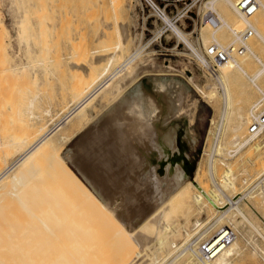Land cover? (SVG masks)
I'll list each match as a JSON object with an SVG mask.
<instances>
[{
  "label": "bare ground",
  "instance_id": "bare-ground-1",
  "mask_svg": "<svg viewBox=\"0 0 264 264\" xmlns=\"http://www.w3.org/2000/svg\"><path fill=\"white\" fill-rule=\"evenodd\" d=\"M111 1L113 5L114 1L121 3L120 0ZM149 1L157 6L153 0ZM220 1L207 0L204 3L205 8L211 9L209 12L213 11L222 18V23L208 35L207 27L211 22L205 18L201 37L206 45L212 42L226 45L227 39L231 40L230 43L240 42L235 33L240 26L220 14ZM225 1L231 6L232 19L239 20L244 26L249 23L253 33L264 41V35L258 29L260 14L264 13V0H259L257 9L247 17L237 9L236 0ZM12 2L20 13L17 23L12 25L15 44L10 40L7 44L12 59L9 69L19 74L25 72L37 80L40 61L34 57L37 53L33 47L36 44L34 26L38 24L39 14L46 16L44 14L54 0ZM68 3L73 9V20L89 23L105 0H68ZM160 11L165 28L175 35L176 41L184 40L191 54L202 58L203 51L193 45L189 32H184L175 20ZM106 19L98 21L104 27L101 33L98 32L96 40L99 43L98 39H104L110 32H106L110 21ZM224 27L228 30L223 31ZM4 31L8 36L5 26ZM162 31L159 28L157 35ZM111 43L104 47L100 45V54L86 41L74 43L70 52L63 55L64 60L70 61L69 70L80 71L71 87L74 94L70 89L71 102L56 113L54 117L57 118L50 125H35L28 134L19 133L11 138L15 154L11 158L5 156L0 165V198L10 197L0 201H10L11 197L15 201H10L11 211L0 207V264H235L243 256L245 246L241 242L251 247L253 256L257 254L264 259V141L257 138V133L247 131L252 104L237 107L234 95L237 86L243 95H249L254 88L260 96L264 94V85H261L264 78H260L264 75V61L260 59L259 48L246 39L245 50L236 53L232 60L219 64V72L214 76L220 84L223 99L222 137L219 135L206 170L200 172V168L191 180L186 177L177 156L180 137L184 145L191 146L187 83L173 73H166L170 70L169 64L144 61L137 65L141 49L136 46L127 51L129 43L125 25H115ZM253 59L258 60L260 67L250 74L247 66ZM143 76L147 78L141 80ZM117 78L118 83H113ZM188 78L191 80L192 76ZM111 84L115 85L107 90L111 93L109 104L103 105L105 108L99 112L102 119L97 127L98 131L109 127L117 137L126 156V166L116 168L108 163L102 178L77 154L73 161L79 165L92 188L70 168L66 157L63 158L62 147L70 130L74 131L87 118L86 107ZM134 87L136 90L131 95L129 90ZM197 88L206 99L219 100L218 87ZM31 114L38 116L33 111ZM125 117L129 119L125 120ZM230 132L235 134L236 140L231 142L234 148L226 151L224 141ZM246 147L250 150L244 151ZM111 160L115 163L114 158ZM24 171L26 176L19 180ZM45 172L56 176L60 186L64 184L62 189L58 184L55 186L64 190L66 198L82 199L88 213L82 221L86 222L84 226L77 217L54 213L53 200L60 205H67L71 200L55 198L51 190L54 185L46 184ZM254 188L259 195L253 201L251 189ZM78 190L81 195L78 194L77 198ZM47 196L53 199L52 202L49 203L51 200ZM104 225L101 231L104 229L102 233L106 235L108 232L106 238L100 235L99 229Z\"/></svg>",
  "mask_w": 264,
  "mask_h": 264
},
{
  "label": "rangeland",
  "instance_id": "rangeland-1",
  "mask_svg": "<svg viewBox=\"0 0 264 264\" xmlns=\"http://www.w3.org/2000/svg\"><path fill=\"white\" fill-rule=\"evenodd\" d=\"M39 1L41 2V0ZM153 1L160 8V10L164 11L169 17L175 20L176 23H178L182 28V30H184V32H189L188 37L194 46L199 45L202 49L203 47L208 46V44L206 45L203 38L201 37L202 25L205 24L204 13L207 12V10H211L204 7V3L207 0ZM110 2L113 3L111 0H105V3L103 4L101 10H99V12L97 10L95 12V15L91 16V23H87L88 21H82L81 23H78L77 21L73 20V9L71 10L69 8L68 0H54L53 5L50 6V10H46V13L44 14L46 16L39 14L40 19L38 20V24L34 26V30L36 31V44H34L33 47L37 51L34 57L35 59H38L40 61V66L39 71L36 74L38 75L36 77L37 80H34V78L30 77L25 72L19 74L9 69L12 64V59L10 58L11 56L9 54V48L7 44L9 43V40L13 45L15 44L14 27H12V25L14 26V24L17 23L19 16L18 13L20 12H18V8L14 5L12 0H0V165L3 162V158H5V156H10L9 158H11V156L15 154L11 138H13L14 136L16 137L17 135H19V133L28 134L31 131H29V129H33L35 125L44 123L50 125L51 122H53L57 118L54 117L57 115L56 113L62 111L65 106L71 102L70 98H72L73 96L72 93L74 94L71 87H73L72 84L79 78L80 71L74 72V69L69 70L68 65L70 64V61H67L68 59L64 60L65 57L63 58V55L66 54L65 52H70L69 50L74 43L77 44L79 43V41L83 40L88 42L89 47L92 50L97 49L95 51L100 54V45L104 47L106 45L109 46L112 44L111 42L114 39L115 25L123 24L126 26L128 34L129 45L127 43V51L134 50L136 46L140 47L141 49V54L137 58V65H140L141 63L143 64L144 61H150L158 65L169 64L170 70H167V72H165L168 74H175L178 78L184 80L189 87L187 92V121L191 146L184 145L180 137V150L177 156L180 158L179 161H181L180 163H182L186 177L188 179L194 180L195 175L197 174L196 171H198L200 168H204V170L200 169V172L206 170V167L209 165L208 163H210L211 159L213 158L212 154L218 143V140L220 139V137H222L220 129H222L223 127V120H221L223 99L220 97V84L215 76L209 75L208 73L204 72L194 62V60L191 59L192 54L187 47L188 45L186 44V46L184 44V40L176 41L175 35L169 29L165 28V23L161 15L159 14L160 11L153 4H151L149 0H120L121 3L118 2L119 4L114 1V5ZM116 4L119 6H117ZM115 6H117L118 8ZM106 7L108 8L107 10ZM218 9L220 14L227 21H230V23L238 24V26H240V29L244 27V25H241L239 23V20L234 21L232 19L231 6L225 0L220 1V3L218 4ZM214 14L217 15L216 13ZM107 17L108 19H106ZM217 17L220 19V22L216 25L211 23L208 24V31L206 33L207 35L209 34V32H211V30L222 23V18L218 15ZM260 17L261 18L258 22V29L264 35V13L260 14ZM101 19H106L107 22L108 20H110L109 24L105 22L108 24L106 32H110L106 34L107 37L104 38L105 40L102 39L105 42L101 39H98L101 43L100 44L96 39L98 38V32L101 33L103 30L101 29L103 25L101 24V22H98ZM94 20L96 21V23ZM48 24L52 25L48 26ZM109 25L111 26V28L109 27ZM4 26L8 31V36H6L5 34ZM159 28L163 29V31L161 34L157 35V30ZM227 30L228 28H223V31ZM227 40H225L224 42H227V44H229L231 40ZM247 40L252 42L254 45H256V47L259 48L258 53L260 59L264 61V41L259 39L254 33L250 37H248ZM142 45L145 46L143 47ZM100 52L102 51L100 50ZM94 53L92 52V54ZM95 55L93 56L95 57ZM83 57L85 58V56ZM81 61L83 62L84 59H82ZM259 67L260 63L258 62V60L253 59L252 63L247 66V69L250 74H253L259 69ZM189 75L192 76L191 80H189L188 78ZM146 76H143L141 80L147 78ZM263 76L260 78H264ZM121 77L122 76H120L119 78ZM30 78H32V80ZM119 78L115 80L117 82L113 83H118ZM262 80L263 81L261 83L263 84L261 85L263 86L264 79ZM34 81H36V83ZM115 84H111L110 88L103 90L86 107L87 118L79 124V126H82H78V129L76 128L74 129V131L70 130V139L68 138L67 142H65L62 147L63 158L66 157L64 159L66 160L70 168L75 171L80 177H82V179L88 185H90V183L86 180L84 173L81 171L79 165L76 164L75 161H73L75 159L74 156H77V154L81 156L82 160L88 166L95 170L100 176L102 175V178L105 174L104 170L108 168V163L109 166L111 164H114L116 168L126 166V156L123 153L124 150L122 149L117 137H115L111 133L109 127H106L105 129L100 131H98L99 128L97 127V125H99L98 123L100 119H102L98 116V114L100 115L103 109L109 104L108 97H111V93L109 94V91L107 92V90H111ZM209 86H215L219 88H217L219 92L218 101H210L206 99V97L201 95L197 88L199 87L201 89H209ZM70 89L72 90V93H70ZM135 90L136 88L134 87L133 89L129 90V93H131L132 95L133 91ZM234 92H236L234 93V95L236 94L235 105L237 107H248L249 104H252L253 101L261 95L256 88H254V90L250 92L249 95H243L242 89L238 88V86L237 89H234ZM33 97H35V99H32ZM104 97L106 98L104 99ZM100 98L102 101L99 100ZM31 99L34 100L32 101L34 102V104L30 107V105H32ZM103 105H105V107ZM32 111L35 114H38L37 118L31 114ZM88 116L90 117V119ZM88 119L90 122L88 121ZM128 119L129 118L125 117V120ZM32 125L33 127L31 128ZM105 125L107 126V124ZM84 126H86V128ZM77 131L78 133H76ZM73 133L76 134L73 135ZM234 136L235 134L231 132L227 134L224 141L227 147L226 151L232 149L233 145L231 144V142L232 140H236ZM257 138L263 139L264 141V132L258 135ZM248 149L250 150V148L246 147L243 150L247 151ZM262 149L264 155V146L262 147ZM111 158L115 159V163L111 160ZM104 164L107 165L104 166ZM43 167L45 168V166ZM45 173L47 175L46 184H48L50 187L54 185L51 190L53 189L55 198L58 200H60L61 198H63V200H71L67 205H60L54 203V200L51 199V197L47 196L48 199L51 200L49 201V203L53 200L52 203L54 213L68 217H77V221L81 222V225L84 223L82 225L84 226L86 222L82 223V221L86 219V215L88 213L87 207L84 205L82 199L78 200L74 199V197L72 199L70 198V196H68L69 198H66L63 195L64 190H62L63 192L61 191V187L63 185L64 188V184L60 186V184H58L59 180L58 178H56V176L52 177L49 172ZM26 174L27 172L25 171L21 172L19 175V180L24 178ZM202 174L204 177V172L201 173V175ZM55 178L57 180H53ZM56 184H58L61 189H57L58 186ZM90 186L93 188L92 185ZM54 187H56V190H54ZM75 193H77V191ZM251 193V196L253 197L252 200L254 201L255 199H257L256 197L259 195V192L257 188H254L253 190L251 189ZM78 194L81 195L80 191L76 194L77 198ZM9 197L4 196L0 199H9ZM13 200L15 201V199L11 197L10 201ZM10 201L5 200L3 203L0 201V207L7 211H11L12 203ZM105 202L107 205H109V201L107 199H105ZM102 227H105V225L99 227L101 232L100 235L103 234L102 232L104 229L101 231ZM107 229H109V227ZM77 230H79V228ZM71 231L73 230L71 229ZM106 231L107 230H105V232ZM106 233L107 235L105 233L103 234L104 238L108 236V232ZM257 239L260 240V237L258 235ZM241 243L243 246H245L243 247V256L239 258L235 262V264H264V259L261 256L257 254L254 255L255 257L253 256V250L251 249V247H249V245L245 244L244 242ZM261 245L263 244L261 243ZM106 246L107 245H104V247ZM256 256L259 258H257Z\"/></svg>",
  "mask_w": 264,
  "mask_h": 264
},
{
  "label": "built area",
  "instance_id": "built-area-1",
  "mask_svg": "<svg viewBox=\"0 0 264 264\" xmlns=\"http://www.w3.org/2000/svg\"><path fill=\"white\" fill-rule=\"evenodd\" d=\"M235 5L240 13L244 17H247L257 9L259 0H237ZM156 8L160 11L158 6H156ZM204 17L212 24L218 22V18L214 15L213 11L205 12ZM253 32V27L249 23H246L243 28L235 29V33L240 39L239 43L222 45L212 42L208 44L207 47L201 48L203 51L201 52V55H203L202 58H199L197 54H192L191 59H193L204 72L214 76L219 72L220 63L232 60L236 53H241L245 50L244 41L250 37ZM247 131L248 133H257L258 135L264 131V94L255 99L250 107V120L247 124Z\"/></svg>",
  "mask_w": 264,
  "mask_h": 264
}]
</instances>
